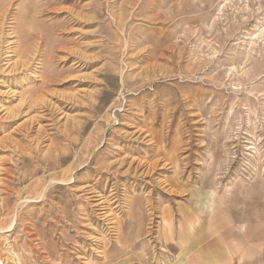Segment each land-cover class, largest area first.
Listing matches in <instances>:
<instances>
[{
	"label": "rangeland",
	"instance_id": "1",
	"mask_svg": "<svg viewBox=\"0 0 264 264\" xmlns=\"http://www.w3.org/2000/svg\"><path fill=\"white\" fill-rule=\"evenodd\" d=\"M254 182L264 0H0V264H183Z\"/></svg>",
	"mask_w": 264,
	"mask_h": 264
},
{
	"label": "crops",
	"instance_id": "2",
	"mask_svg": "<svg viewBox=\"0 0 264 264\" xmlns=\"http://www.w3.org/2000/svg\"><path fill=\"white\" fill-rule=\"evenodd\" d=\"M235 188L215 214L197 213L196 224L189 214L175 227V237L188 238L174 246L185 252L183 264H264V182Z\"/></svg>",
	"mask_w": 264,
	"mask_h": 264
}]
</instances>
